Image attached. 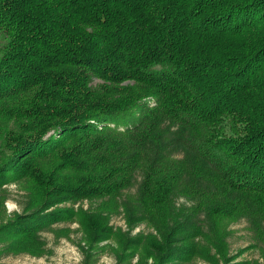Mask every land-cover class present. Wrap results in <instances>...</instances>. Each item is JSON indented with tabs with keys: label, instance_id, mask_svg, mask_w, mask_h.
Instances as JSON below:
<instances>
[{
	"label": "trees",
	"instance_id": "trees-1",
	"mask_svg": "<svg viewBox=\"0 0 264 264\" xmlns=\"http://www.w3.org/2000/svg\"><path fill=\"white\" fill-rule=\"evenodd\" d=\"M4 151L0 173L60 155L24 175L112 211L139 180L119 207L158 230L163 262L194 251L171 225L243 200L264 220V0H0Z\"/></svg>",
	"mask_w": 264,
	"mask_h": 264
},
{
	"label": "rangeland",
	"instance_id": "rangeland-1",
	"mask_svg": "<svg viewBox=\"0 0 264 264\" xmlns=\"http://www.w3.org/2000/svg\"><path fill=\"white\" fill-rule=\"evenodd\" d=\"M99 79L93 78L95 82ZM5 154L0 153V162ZM33 156L23 157L11 171L4 167L7 171L0 173V264H264V231H260L264 220L244 209V200L240 209L228 215H201L197 226L186 231L171 230L172 225L165 229L167 237L173 232L177 241L186 238L182 246L189 245L194 251L163 262L147 255L151 251L147 242L162 239L158 230L136 213L129 222L119 207L122 199L133 204L139 180L120 190L112 211L108 207L114 198L109 203L107 196L75 198V192L44 190L28 171L24 175L28 163L53 168L60 166L62 157L39 161ZM57 196L60 201L48 207ZM186 200L179 197L177 203L184 205ZM102 202L105 207L100 206ZM54 216L59 218L53 222ZM260 220L263 223L257 224ZM140 240L145 242L138 244ZM17 241L23 246L20 250L13 249Z\"/></svg>",
	"mask_w": 264,
	"mask_h": 264
},
{
	"label": "built area",
	"instance_id": "built-area-1",
	"mask_svg": "<svg viewBox=\"0 0 264 264\" xmlns=\"http://www.w3.org/2000/svg\"><path fill=\"white\" fill-rule=\"evenodd\" d=\"M97 81H99V80H97ZM97 81H96V82H97ZM94 82H95V81H94Z\"/></svg>",
	"mask_w": 264,
	"mask_h": 264
}]
</instances>
